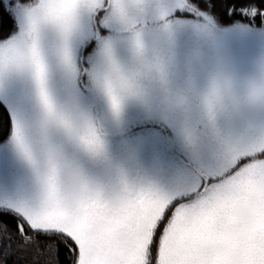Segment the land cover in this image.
Returning a JSON list of instances; mask_svg holds the SVG:
<instances>
[{"label": "snow or ice", "instance_id": "obj_1", "mask_svg": "<svg viewBox=\"0 0 264 264\" xmlns=\"http://www.w3.org/2000/svg\"><path fill=\"white\" fill-rule=\"evenodd\" d=\"M0 264H264V0H0Z\"/></svg>", "mask_w": 264, "mask_h": 264}, {"label": "trees", "instance_id": "obj_2", "mask_svg": "<svg viewBox=\"0 0 264 264\" xmlns=\"http://www.w3.org/2000/svg\"><path fill=\"white\" fill-rule=\"evenodd\" d=\"M60 255H61V259L62 260L67 259V253H66V251H63L62 250Z\"/></svg>", "mask_w": 264, "mask_h": 264}]
</instances>
